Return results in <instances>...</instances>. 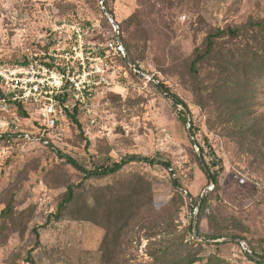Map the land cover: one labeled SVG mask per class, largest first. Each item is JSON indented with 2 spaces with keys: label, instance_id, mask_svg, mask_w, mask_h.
Masks as SVG:
<instances>
[{
  "label": "rangeland",
  "instance_id": "obj_1",
  "mask_svg": "<svg viewBox=\"0 0 264 264\" xmlns=\"http://www.w3.org/2000/svg\"><path fill=\"white\" fill-rule=\"evenodd\" d=\"M110 11L129 60L139 68L121 61L129 76L98 101V124L81 117L79 128L69 121L50 147L0 140V264H102L103 226L73 220L68 213L55 219L70 186L78 188L79 204L91 209L95 199L104 206L118 194L130 193L137 204L139 213L121 239L116 264H155L152 255L178 237L186 241L178 258L191 253L204 259L196 264L214 255L228 264H258L240 243L223 241L243 235L249 250L264 257V148L252 134L238 131L237 106L212 95L216 62L204 64L199 77L191 64L210 32L264 18V0H0V56L19 64L27 47L64 21L93 29L91 39L104 42V36H112L105 13ZM220 43L226 50L240 45L229 39ZM254 92L250 111L264 117V80ZM171 95L188 105L195 142L219 174V188L210 182L188 123L180 117L183 108H176ZM60 153L88 170L128 155L169 161L172 170L132 163L116 175L85 180ZM204 193L209 204L201 234L226 236L216 241L189 232L195 218L198 223ZM10 204L11 219L2 216Z\"/></svg>",
  "mask_w": 264,
  "mask_h": 264
},
{
  "label": "built area",
  "instance_id": "obj_2",
  "mask_svg": "<svg viewBox=\"0 0 264 264\" xmlns=\"http://www.w3.org/2000/svg\"><path fill=\"white\" fill-rule=\"evenodd\" d=\"M112 24L111 38L97 42L93 29L64 21L27 47L19 64L0 56V140L50 147L69 121L98 124V101L129 76L120 27Z\"/></svg>",
  "mask_w": 264,
  "mask_h": 264
},
{
  "label": "trees",
  "instance_id": "obj_3",
  "mask_svg": "<svg viewBox=\"0 0 264 264\" xmlns=\"http://www.w3.org/2000/svg\"><path fill=\"white\" fill-rule=\"evenodd\" d=\"M104 4L107 8L106 2ZM110 14L114 17L113 12L110 11ZM133 19L134 17H131L127 21L128 25ZM223 39H229L232 43L239 41L240 45H235V49L230 48L226 50L220 43ZM130 48H132L131 45ZM130 60L136 68H139L135 60L132 58ZM211 60L216 62L215 71L217 73V79L214 81L215 87H212V95H218L228 99L229 103L237 106L234 118L237 120L236 126L238 131L243 135L247 133L252 134L255 141L257 143L260 142V145L264 148V117H258L250 111V107L255 100L256 92H254V89L259 85V82L264 80V18L257 20L250 19L247 23L238 27H227L225 29H218L210 32L205 40L204 51L198 49L196 57L191 64V72L194 76L197 77L200 68ZM204 84L205 82H203V85ZM171 97L175 102L176 108L179 106L183 108V110L180 111V117L185 123H188L186 111H188L191 116L188 105L176 95H171ZM190 126L191 130H193L194 126L192 121H190ZM78 127L81 128V125H78ZM193 135L195 137V133H193ZM195 144L199 147L203 157V148L198 143ZM60 156L65 158L68 164L83 173L85 175V180L116 175L121 172L124 167L132 163L158 164L168 170H172V163L169 161H156L155 159L140 155H128L121 161L114 162L112 165L100 166L91 170L84 168L72 157L65 156L61 153ZM206 167V173L209 176L210 182L213 183L216 188H219V174L213 171L211 166L207 163ZM174 185L178 188L181 187L178 181H174ZM77 190L78 188L75 186H70L68 188L63 200L58 206L55 219L59 220L65 213H68L73 220L89 221L103 226L106 229V238L101 248L102 264H116L118 253L120 252L121 239L125 231L130 227L131 222L135 220L134 218L137 213H139L137 204L130 193L128 195L118 194L115 199L108 201L104 206H102L103 203L101 204L98 199H95L96 203L91 209L87 205L79 204ZM99 190L106 192L108 189L100 188ZM109 190L112 189L110 188ZM208 204L209 200L205 196L200 207V215L197 223V235L206 242L216 241L226 237L221 234H201V218ZM2 216L10 219L14 216L13 204H10L7 209L2 212ZM193 222L194 221H192L189 226V232L191 233H194ZM35 232L39 244L40 235L37 230H35ZM231 238L248 243L243 235H233ZM185 242L184 238L182 239L180 237L168 240L167 244L164 245L158 253L152 255L154 263L196 264L204 261L198 254L191 253L187 255L182 253L180 258H178L181 248L186 244ZM217 245L220 246L223 244L217 243ZM250 250L259 260L252 258L246 253L249 260L258 264H264V257L257 255L256 250L251 246ZM205 264L228 263L221 257L214 255L208 258Z\"/></svg>",
  "mask_w": 264,
  "mask_h": 264
},
{
  "label": "water",
  "instance_id": "obj_4",
  "mask_svg": "<svg viewBox=\"0 0 264 264\" xmlns=\"http://www.w3.org/2000/svg\"><path fill=\"white\" fill-rule=\"evenodd\" d=\"M106 13V16L108 17V19L110 20L111 23H115L114 21V17L112 14H110L109 12H105ZM126 61H128V63L131 65V66H134V64L129 60V57L128 55L126 56ZM168 96H170V94L168 92H165ZM186 116L188 118V132H189V135L191 137V140L195 142V137L193 135V132L191 130V126H190V119H189V112L186 111ZM196 145V144H195ZM197 146V145H196ZM198 152L200 153V160L202 162V165H203V168L205 169V171L207 172V167H206V163L204 161V158L202 157V154H201V151L200 149L198 148ZM206 193H204L200 199V202L198 204V209H200L201 205H202V202H203V199L205 197ZM193 227H194V233H195V236H197V218H195L194 222H193ZM226 241H232V242H238L242 245V247L244 248L245 252L250 255L251 257H253L254 259L256 260H259V258H257L256 256L253 255V253L249 250V248L247 247V245L242 241V240H239V239H228V240H224L223 242H226Z\"/></svg>",
  "mask_w": 264,
  "mask_h": 264
}]
</instances>
